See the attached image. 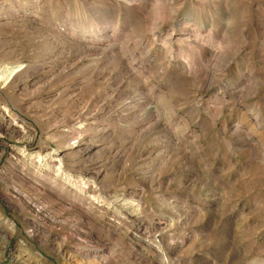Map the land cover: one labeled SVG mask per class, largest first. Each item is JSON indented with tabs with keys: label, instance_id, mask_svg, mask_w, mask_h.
<instances>
[{
	"label": "rangeland",
	"instance_id": "374dc122",
	"mask_svg": "<svg viewBox=\"0 0 264 264\" xmlns=\"http://www.w3.org/2000/svg\"><path fill=\"white\" fill-rule=\"evenodd\" d=\"M0 74V264H264V0H0Z\"/></svg>",
	"mask_w": 264,
	"mask_h": 264
},
{
	"label": "bare ground",
	"instance_id": "6f19581e",
	"mask_svg": "<svg viewBox=\"0 0 264 264\" xmlns=\"http://www.w3.org/2000/svg\"><path fill=\"white\" fill-rule=\"evenodd\" d=\"M16 70V69H15ZM13 71H14V69H13ZM6 72V71H5ZM10 76H11V74H6V75H1L0 74V82L2 83V84H5L6 82H7V80L10 78Z\"/></svg>",
	"mask_w": 264,
	"mask_h": 264
}]
</instances>
